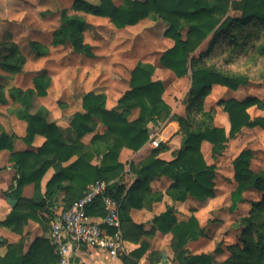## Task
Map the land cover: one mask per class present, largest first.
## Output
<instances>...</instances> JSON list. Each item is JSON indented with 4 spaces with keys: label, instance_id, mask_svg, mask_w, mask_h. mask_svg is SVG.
Segmentation results:
<instances>
[{
    "label": "trees",
    "instance_id": "obj_1",
    "mask_svg": "<svg viewBox=\"0 0 264 264\" xmlns=\"http://www.w3.org/2000/svg\"><path fill=\"white\" fill-rule=\"evenodd\" d=\"M73 11L103 16L111 23L122 28L134 25L143 18L162 19L167 22L163 36L171 39L173 45L165 49L159 56L163 66L170 69L176 76L190 74L191 83L185 96V115L172 114L177 120L182 133V148L174 151V158L166 161L156 156L158 151L166 148L162 143L152 154L132 165V170L143 177L147 185L149 180L159 174H166L173 179L169 193L177 199L192 196L198 200H206L215 195L214 178L215 163H207L201 152V142L207 140L212 144V158L221 155L229 139L234 138L242 127H260L264 129V116H254L248 108L256 106L264 108V102L256 96H248L241 100L229 98L218 100L217 105L228 114L230 129L226 133L222 127L213 124L215 107L204 109V99L213 85H223L231 89L250 84V76L244 72H234L218 65V56L224 54L223 62L231 63L240 55H246L253 62L264 57V0H123L115 4L113 0H99L97 3L87 0H73L70 8L60 10V23L52 31L48 44L29 40V46L38 56L48 52V45L69 44L74 52L93 56L92 46L85 42V19ZM42 14V13H41ZM208 39L204 50L198 52L202 43ZM8 51L0 58V66L11 71L19 72L26 61L25 56L14 42L7 43ZM217 61V62H216ZM154 65L138 61L130 70L129 86L119 99V104L125 111L106 109L105 95L92 91L84 94L82 107L84 112H76L71 126L79 139L87 132H92L97 122L106 125V131L101 136L94 135L103 145V154L99 165H92L91 147L72 138L67 141L62 135V129L46 120L42 110L30 111L32 100L36 94H43L48 87V80L43 75L33 80L34 87L22 89L10 86L8 94L18 103L16 114L27 123L25 141H31L36 133L45 135L46 141L36 152H12L10 159L14 161L16 175L14 185H11L8 195L17 199L15 209L2 221L11 223L14 219L26 222L30 215L20 213L21 206L30 205L41 208L45 204L43 196L38 192L39 182L48 167V161L41 154H54L59 161L67 160L73 154L77 159L67 167L60 168L46 183L44 195L48 198L55 196V191L64 188L68 192V204L80 198L87 184L96 180L106 181L120 175L123 165L117 161L120 149L125 146L134 150L139 149L148 139L149 121L157 118H167L171 108L162 98L164 82L152 80ZM264 76V65L259 72ZM0 102L6 103L5 87L0 84ZM138 107L139 115L133 120L127 119V112ZM9 136L0 131V148L12 149L8 142ZM252 150L242 149L233 159V177L235 186L230 192L228 209L234 211L238 203L243 201V192L249 189L261 191L262 198L253 205L264 208V169L251 168ZM45 160V161H44ZM69 180L65 186L62 181ZM34 182L35 193L31 198L21 196V190L27 183ZM110 194L120 207L121 230L122 220L130 219L129 206H136L132 190L123 197L124 184L110 185ZM126 199V200H125ZM125 200V201H124ZM129 205H128V204ZM93 208L90 205L87 213L103 214L102 203L98 202ZM254 209V208H253ZM160 224L163 231H171L173 238L171 248L174 258L180 264H212L209 253L191 254L183 260L188 240H195L202 234V227L195 215L185 221H177L172 215V208L167 207L162 212ZM246 231L255 234L254 241L244 246L246 254L236 250V257L244 260L243 264H264V221L254 217L244 218ZM245 235H247L245 233ZM44 245L46 247H44ZM148 243L141 241L139 247L127 257L122 256L125 264H137L147 250ZM17 248L10 245L5 255L0 256V264H47L46 253L51 246L44 239H36L26 256L18 255ZM43 250V251H42ZM54 254V253H53ZM53 264L59 257L53 255Z\"/></svg>",
    "mask_w": 264,
    "mask_h": 264
},
{
    "label": "crops",
    "instance_id": "obj_2",
    "mask_svg": "<svg viewBox=\"0 0 264 264\" xmlns=\"http://www.w3.org/2000/svg\"><path fill=\"white\" fill-rule=\"evenodd\" d=\"M34 1L40 2L41 0ZM98 1L99 0L94 1V3H97ZM72 3L73 0L68 4V6H63L58 9V21H55V25L48 29V38H45V40L30 38L29 40H36L41 43L48 44L52 31L60 23V10L62 8H70ZM15 12L16 10L13 9V13ZM73 12L80 14L85 19L86 25L83 31L84 39L85 30L89 24L86 16L109 21L110 24L118 30L132 26L127 25L122 28H117L107 17L97 16L82 11ZM53 14L54 12L52 11L50 15ZM5 15L6 14L2 13L1 11L0 16L2 19L0 18V22H4V20L7 18ZM23 18L24 15H21L19 20L14 19L17 20L16 22H11L13 20L12 17L6 19L8 20L7 24H9V29L3 30L0 37V58L5 53H7V43L9 42H14L17 44L26 58L22 70L19 72H11L0 66V84L5 87V96L7 99L6 103L0 102V131H4L6 134H8V142L12 148L11 150L8 148H0V256L6 254L10 245L17 248L16 250L18 255L26 256L31 248V245L36 239H44L46 240V244L51 246V250L46 253V257L50 258L49 261L47 260V264H53L52 258L54 254L58 255L59 260L57 264H60V255L56 246L52 242L51 230L52 225L60 219L62 213L69 207L67 206L68 192L64 188H59L55 191V196L52 198L46 197L44 193L46 190V183L51 178V176L55 172L59 171L60 168L67 167L73 163L77 159V154H73L67 160L59 161V159L54 154L42 153L41 158L48 161V167L40 179L38 192L43 196L45 204L41 208H32L30 205L21 206L19 208L20 213H23V216L26 214L30 215L26 222H22V219L19 218L18 220L14 219L8 224L2 223V221H4L9 216L11 211L17 208V199L15 196L7 194V192L10 191L11 185H14V176L16 175L15 164L14 161L10 159V154L12 152H36L38 148L41 147L46 141L45 135L41 133H36L31 141L24 140L27 123L24 119L18 117L16 114V110L19 105L10 98L8 94V88L10 86L21 87L22 89L33 88L34 78L36 76L43 75V77L48 80V87L46 88L45 93L36 94L34 96L30 111H44L46 113V120L60 127L62 129V135L67 141L70 137L73 140H77L76 142H81L84 145L90 146L91 151L93 152V158L90 160V163L92 165H99L101 156L103 154V145L100 141L93 140L92 137L95 134L98 136L104 134L106 131V125L98 121L95 129L92 132H87L77 139L76 131L71 126V121L76 112H84V108L82 107V99L84 94L90 91L96 94L103 93L105 95L104 106L106 109H115L119 112L125 111V108L119 104V99L124 94V92L130 88V74L127 81H117L125 83L121 90L116 87L118 83H114L113 85L109 86L106 85L108 82V74L102 75L100 79H91L90 76H86V71L84 73H81L80 71L73 72V74H69V76L67 73L70 72V70H77V67H85L86 69H89V67L93 66V64L87 60L94 57L96 54L94 45L85 40V42L89 43L93 47V56H87L83 53L74 52L69 44H60L56 46L48 45V52L45 55L38 56L36 52L29 46V40L26 42V45L23 46L19 44V41L15 40L14 38L16 37V35H14L15 31L26 35L30 34V32L34 30L30 24L27 23V25L23 22ZM153 20L163 21L162 19ZM163 23L166 24V28L168 25L167 22L163 21ZM165 38L169 42L167 48L171 47L173 45V41L167 37ZM57 46L68 47L69 51L73 55H71L69 60H63L59 64V71L56 73L61 76L58 77L55 75L54 78V76H52L51 67L43 65V58L52 51L53 47ZM198 52L200 51H197L196 54ZM78 55L82 56L79 62H77L75 59ZM159 56L157 62H151L154 65V71L151 76L152 80H161L165 83V79H168L171 80L174 85L176 82L184 80L181 84H186V91L183 95L184 97L179 103H177L178 101H174V99L171 101L165 94L166 90H164L162 98L171 108L170 115L163 119L155 117V121H149L147 123L149 131L148 139L139 149L134 150L123 146L119 151L117 161L123 165V171L120 175L108 180V182L110 185L115 183L124 184L125 191L123 193V197L126 198L128 193L132 190L135 195L134 201L137 203L136 206H129L128 215L130 219L122 220V235L124 239L125 251L119 256L112 257L102 249L89 248L84 245H80L74 248L69 254L68 264H125L122 256L127 257L133 250L139 247L141 241H145L149 245L146 252L139 259H137V264H179V262L174 258L173 250L171 248L173 234L171 231L165 232L162 230L160 224L161 220L158 219V217H161L162 212H164L167 207H171L172 215L177 221L187 220L193 212L199 223L202 224L199 211L204 208L206 201L208 202L213 200V198L198 200L192 196H186L182 200L177 199L169 193V189L171 188V184L173 182V179L170 176L166 174L155 175L146 185L143 183V177L132 170V165L137 164L139 161L152 154L157 148L151 143V139L154 137H158L160 139L159 145L162 143L166 144V148L156 153V156L160 159L169 161L174 158V151L182 148V133L180 126L177 120L170 116L172 114H178L181 116L185 115V96L190 87L191 78L190 74H186L181 77L176 76L173 71L161 64ZM68 66H70V68H67ZM10 78L13 79L12 84L7 82ZM244 87L245 86H240L237 89H231L223 85L215 84L212 86L210 92L204 99V109L208 110L211 107H215L216 111L213 124L217 127L224 128L226 133L229 132L230 122L228 114L222 109L221 106L217 105L218 100H226L229 98L241 100L248 96H256L264 102V99L256 94L241 96V92L243 91ZM210 99H213L215 102L207 107ZM257 108L258 107L256 106H251L248 108L249 114L251 115L250 110ZM138 115L139 108H132L127 112V119L129 121L133 120L137 118ZM251 117H253V115H251ZM252 129H259L261 130V133H264V129L260 127H242L240 132H238L234 138L228 140L225 151L230 148L229 143L231 141L235 140L242 133ZM200 148L205 161L209 164L215 163L218 165L219 159L223 157L225 152L224 151L218 156L217 159L214 160L212 158V144L209 141L203 140L201 142ZM217 171L218 168H216L214 178L215 195L217 192L220 193V189L222 188V186L219 187L216 183ZM62 184L64 186L69 184V180L66 178L62 181ZM34 193V182L25 184L21 190V196L26 198H31ZM97 203L98 202L93 203L95 206L92 207L95 208ZM96 211L97 209L94 210V213L89 215L93 220L99 221L104 213L99 214L96 213ZM44 247L46 246L44 245Z\"/></svg>",
    "mask_w": 264,
    "mask_h": 264
},
{
    "label": "rangeland",
    "instance_id": "obj_3",
    "mask_svg": "<svg viewBox=\"0 0 264 264\" xmlns=\"http://www.w3.org/2000/svg\"><path fill=\"white\" fill-rule=\"evenodd\" d=\"M71 1L0 0V10L6 14V19L12 17L11 22H16L21 15H24L23 22L30 24L34 29L26 35L17 31L14 32V35H16L15 40L25 46L30 38L44 40L48 38V29L55 25V21H58V9L68 6ZM87 1L94 2L97 0ZM113 1L120 4L123 0ZM13 9L16 10L15 13H13ZM40 11H43L42 14ZM52 11L54 14L50 15ZM86 18L89 24L85 30V40L94 45L96 53L94 57L89 58L87 61L92 63L93 66L89 69L77 67L75 71L69 69L68 75H72L73 72L80 71L84 73L86 71V76H90L91 79H100L102 75L108 74L106 85L118 83L116 87L121 90L125 83L117 81H127L130 70L138 61L157 62L159 54L169 45V42L163 36L166 24L161 20L146 17L129 28L118 30L104 19L90 16H86ZM6 19L4 22H0V37L3 30L9 29L8 20ZM207 43L208 39L202 43L198 51L204 50ZM71 55L73 54L66 46L53 47L52 51L43 58V65L51 67L54 78L55 75L60 77L61 75L56 73L59 71L58 66L63 60H69ZM81 57L76 56V61L79 62ZM223 58L224 54L220 53L218 56L219 66L234 72H244L250 76V84L243 88L241 96L256 94L264 99V76L259 73L264 65V57L257 58L253 62L246 55H240L235 62L228 64L223 62ZM67 68H70V66ZM183 81L176 82L174 85L171 80L165 79V94L171 101L174 99L179 103L184 97L186 84H181ZM7 82L12 84L13 79L10 78ZM214 102L213 99H210L207 107ZM250 111L253 117L259 114L264 116V108ZM229 146L230 148L224 152L223 157L219 159L218 165H216L218 168L216 183L219 187L222 186L220 193L217 192L216 195L211 197L213 198L212 201H206L204 208L199 211L202 220V224H200L202 234L195 240L187 241L186 249L182 254L183 260L191 254L209 253L212 255V264H243L244 260L236 257L235 251L240 250L245 255L244 237H246V243L250 244L255 239V234L245 230L246 221H244V218L254 217L259 221H264V208L259 210L253 205L262 198L261 191L256 189L245 190L243 201L238 203L237 208L234 211L228 209L230 192L236 184L233 177L232 159L242 149L249 147L253 149L251 168L255 170L264 169V133H261L259 129L246 131L231 141ZM192 214L194 215L193 212ZM177 261L179 262V260Z\"/></svg>",
    "mask_w": 264,
    "mask_h": 264
},
{
    "label": "built area",
    "instance_id": "obj_4",
    "mask_svg": "<svg viewBox=\"0 0 264 264\" xmlns=\"http://www.w3.org/2000/svg\"><path fill=\"white\" fill-rule=\"evenodd\" d=\"M151 143L158 147L160 139L154 137ZM109 188L110 183L104 179L90 182L83 195L73 201L52 225V242L59 252L60 264H68L69 254L80 245L102 249L112 257L125 251L119 203L112 197ZM96 202H101L104 210L99 221L93 220L87 213L88 206Z\"/></svg>",
    "mask_w": 264,
    "mask_h": 264
}]
</instances>
